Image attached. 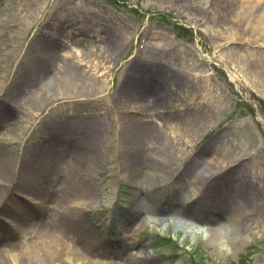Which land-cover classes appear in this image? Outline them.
<instances>
[{"label":"rangeland","instance_id":"rangeland-1","mask_svg":"<svg viewBox=\"0 0 264 264\" xmlns=\"http://www.w3.org/2000/svg\"><path fill=\"white\" fill-rule=\"evenodd\" d=\"M231 1L0 0V264H56L61 243L93 264H264V47L227 35L240 27L222 16ZM72 47L90 83L44 89ZM146 105L136 143H197L167 170L128 169L117 154V127ZM74 128L90 139H67ZM194 156L220 164L204 191L194 178L208 164L180 175ZM174 210L206 232L165 220ZM232 212L248 215L243 229ZM28 232L43 236L20 242Z\"/></svg>","mask_w":264,"mask_h":264},{"label":"bare ground","instance_id":"bare-ground-1","mask_svg":"<svg viewBox=\"0 0 264 264\" xmlns=\"http://www.w3.org/2000/svg\"><path fill=\"white\" fill-rule=\"evenodd\" d=\"M232 4H234L235 9L232 11L230 9H226L225 11H222V16L228 21L231 22L233 25H237L240 27H233L231 29H228V36H233L235 35V33L237 31H241L242 35L244 34H249L250 35V40H255L256 42L263 40L261 42V44H259V46L264 47V0H233L231 1ZM230 23V24H231ZM240 24V25H239ZM89 49L94 51L92 55H96L98 52V45H92V46H88ZM85 50L80 48V47H72V50H70V52L68 51V53L63 54L62 59L60 60V62L57 64L56 68L54 69L52 76H50L46 81V85L45 87H43L44 89H47L48 86H52V84L57 85V84H64L68 81H71L69 84V87H72V85H74L75 82H81L84 84L90 83L89 78H85L83 75H80V65H82L85 62ZM99 54V53H98ZM111 65H109L106 68H103V70H108L109 67ZM231 75V74H230ZM168 79V77H162L159 78V80H162L161 82L165 81V79ZM232 79H235V77L233 75H231ZM129 79V78H128ZM264 81V80H263ZM53 85V86H54ZM132 87H130L129 85L127 86V90H128V95L130 98H132L129 94V91ZM36 89H33L30 91V93L28 94V101H30V103L34 104V105H40L44 103V99L42 97H39V95H37ZM159 98H155L152 99L154 105L153 106H161L164 107V103L161 99H159V104L157 102ZM156 100V101H155ZM151 101V100H150ZM190 100L189 105H194V103H191ZM152 104V102H151ZM150 104V105H151ZM178 106H181L182 108V104H179ZM146 107L148 108V110H146L147 112H153L154 108L146 105ZM184 107V106H183ZM196 107V106H195ZM140 111V110H138ZM204 115H205V111H204ZM195 116V115H194ZM179 122H183L185 121L183 120H178ZM204 123H202V126L204 127L205 121L203 120ZM147 123L148 121L146 120H142V119H138L135 120L133 118H129V119H125L121 122V126L120 128H122L121 132L123 133L121 135V140H123L121 142L120 145H118V153L120 155V161H122V163L126 164V166H128V169H135V165H137V163L139 164H150L151 168L155 169H159V170H167V168L169 167L170 164H172L174 162V160L179 157H177V154H180L182 157L192 153L190 151H188L190 148H196L197 145L196 144H191L190 142L185 143L184 145H178L177 143L173 144V143H163V142H150V143H143L141 141H139V143H136V141H134V136L133 134L139 130V128L143 129V128H147ZM192 123V122H191ZM100 124H105V123H100ZM189 124V122H188ZM185 124L184 126L187 128H189V125ZM193 125V124H192ZM183 126V128H184ZM157 128V127H155ZM172 130L173 128L170 127ZM74 132L72 134H70L69 136H67V139L69 138L70 140H72V136L73 134L76 136V139H87V135L85 134V132L80 131L79 129L77 130V128H74ZM78 133H77V132ZM3 132V131H1ZM155 132V131H154ZM77 133V134H76ZM97 135V131L95 133ZM95 134L93 135V137H96ZM155 139L157 141V137L159 139V135L158 132H155ZM90 139V138H88ZM92 139V138H91ZM188 144V145H186ZM99 146V145H96ZM108 148V147H107ZM210 149V147H203L202 150L203 151H208ZM109 150H112V152H114V148L110 147ZM228 152V151H227ZM156 154H158L159 158L161 159V161L159 160H153V158H149V156H156ZM122 155V156H121ZM189 167L185 169V171L180 174L182 176H185L187 174H191L195 171H197L196 169L199 168L198 165L199 163H201L202 165L204 164H208L206 167L204 166L203 168L200 167V169H202L203 171L206 172V175H204V172L198 171L195 174V178H194V185L197 184L199 186H201L203 188V191L206 190L207 186V180L210 178H213L215 175L216 171H212L213 170H217L219 171V166L220 164H218L219 166L217 167L215 163L211 162H207L201 158H198L196 156H194L193 158L190 159L189 161ZM196 167H195V166ZM210 167V168H207ZM227 167V164H226ZM9 166H7V164L5 162H0V171H4V172H8ZM37 203V202H36ZM209 205V202H207ZM140 205V199L136 200L134 202L133 207L136 208ZM77 206V205H76ZM229 210L226 209V212ZM131 212H134L133 210L128 211V214H130ZM152 214H159L157 211H151ZM234 215V219L239 220L240 222H238V226L240 227V229H243L245 226V223L248 219V215H239L236 213H233ZM228 215V214H227ZM154 217H156L157 219L160 218V215H152ZM165 217V220L168 221H172L173 224H177L176 222H180L181 224L186 223L188 225V230H186V233H189L188 235L192 234H199V233H203L206 232V229L204 227L198 226V223H196V221H190L189 219L186 220V216L183 215L179 210H174L171 211L169 214H167ZM139 219V218H138ZM137 219V220H138ZM225 219V218H224ZM231 219V218H230ZM174 220V221H173ZM189 220V221H188ZM227 221L226 223H229L231 220H225ZM193 222V223H192ZM232 222V221H231ZM141 224H145V221L142 220ZM43 235H39L36 233H32V232H28L26 234V236L22 237V240L20 242H22L24 239H32V240H41V237ZM213 237L210 239L212 243H219L222 239H224L225 234H213ZM225 239H228V236L225 237ZM27 247H25L24 245H21L20 243H18V249L20 251L23 252H28L26 250ZM5 250H9V248H5ZM83 253L78 251V250H74V252L72 253V248L66 246L65 244L63 245L61 243L58 253H57V257L53 260H51L50 262L55 263L56 264H65V255L66 257L68 255H70V264H93V262L91 260H88L87 257H84L82 255ZM76 255V256H75ZM74 261V262H73ZM149 261L147 260L146 257L140 258L136 261V263L134 264H147ZM39 263H43V264H47L46 260L40 259Z\"/></svg>","mask_w":264,"mask_h":264}]
</instances>
